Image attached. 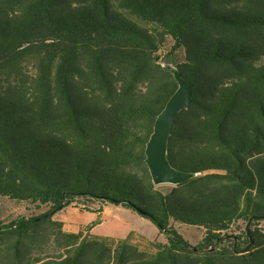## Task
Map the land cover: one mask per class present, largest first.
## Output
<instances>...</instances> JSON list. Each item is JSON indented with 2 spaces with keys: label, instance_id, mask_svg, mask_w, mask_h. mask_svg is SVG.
I'll list each match as a JSON object with an SVG mask.
<instances>
[{
  "label": "trees",
  "instance_id": "trees-1",
  "mask_svg": "<svg viewBox=\"0 0 264 264\" xmlns=\"http://www.w3.org/2000/svg\"><path fill=\"white\" fill-rule=\"evenodd\" d=\"M162 58L192 91L167 159L194 176L175 185L145 162L179 87ZM2 200L44 209L0 218V264H264V219L246 230L264 216V0H0ZM93 201L146 211L168 242L55 218Z\"/></svg>",
  "mask_w": 264,
  "mask_h": 264
},
{
  "label": "rangeland",
  "instance_id": "rangeland-1",
  "mask_svg": "<svg viewBox=\"0 0 264 264\" xmlns=\"http://www.w3.org/2000/svg\"><path fill=\"white\" fill-rule=\"evenodd\" d=\"M162 64L167 69H174L167 58H162ZM99 207L104 208L98 214L96 209ZM43 209L44 207L37 209L26 203L2 200L0 201V218L10 219L18 214H37ZM55 218L63 222V227L65 225V228L70 229L80 226L81 230L86 231L89 225L94 224L92 232L97 235L124 238L130 233L131 242L147 253L155 251V244L168 242L167 235L160 232L149 218L121 205L96 201L86 204L76 202L57 213ZM260 226L264 229V220L260 222ZM175 227L192 246L197 245L203 236L202 229L196 226L176 223ZM242 228H244V224L238 222L232 226L229 233H238Z\"/></svg>",
  "mask_w": 264,
  "mask_h": 264
},
{
  "label": "water",
  "instance_id": "water-1",
  "mask_svg": "<svg viewBox=\"0 0 264 264\" xmlns=\"http://www.w3.org/2000/svg\"><path fill=\"white\" fill-rule=\"evenodd\" d=\"M173 74L178 81L177 91L169 98L163 111L157 116L153 133L150 136L145 148V162L150 171L153 182L156 185L182 183L194 174L179 170L173 167L167 159V143L170 134V128L179 111L186 109L192 101V91L190 85L181 78L180 73L173 69ZM144 216L148 213L144 210H138ZM264 216H253L249 219L246 230L250 237V224L252 220H261ZM251 239V238H250ZM247 249V247L245 248Z\"/></svg>",
  "mask_w": 264,
  "mask_h": 264
},
{
  "label": "crops",
  "instance_id": "crops-1",
  "mask_svg": "<svg viewBox=\"0 0 264 264\" xmlns=\"http://www.w3.org/2000/svg\"><path fill=\"white\" fill-rule=\"evenodd\" d=\"M104 208V207H103ZM103 208H102V210H103ZM101 210V211H102ZM100 211V212H101ZM100 212H97L98 214L100 213ZM94 227V226H93ZM93 227L89 230V233L90 234H92V235H95V236H107V237H112V238H115V239H118L119 237L118 236H111V235H97V234H94L93 232H92V229H93ZM63 229L64 230H66V231H68V232H79V231H83V230H81V227L80 226H78V227H76V228H65V225H64V227H63Z\"/></svg>",
  "mask_w": 264,
  "mask_h": 264
}]
</instances>
